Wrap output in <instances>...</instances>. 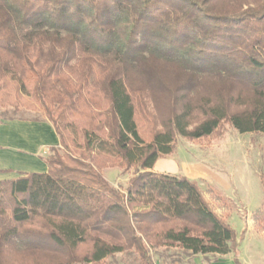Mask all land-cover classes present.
<instances>
[{
    "label": "trees",
    "instance_id": "trees-1",
    "mask_svg": "<svg viewBox=\"0 0 264 264\" xmlns=\"http://www.w3.org/2000/svg\"><path fill=\"white\" fill-rule=\"evenodd\" d=\"M20 104L60 146L46 172L0 179V264H156L160 248L240 264L197 181L153 167L178 136L264 134V0H0V106ZM114 167L134 169L124 190Z\"/></svg>",
    "mask_w": 264,
    "mask_h": 264
},
{
    "label": "rangeland",
    "instance_id": "rangeland-1",
    "mask_svg": "<svg viewBox=\"0 0 264 264\" xmlns=\"http://www.w3.org/2000/svg\"><path fill=\"white\" fill-rule=\"evenodd\" d=\"M8 117L45 119V114L23 104L0 106V119ZM159 166L163 171L194 176L213 208L230 223H238L234 228L240 230L243 225L257 228L255 211L264 207V134L240 133L225 123L217 137L190 141L178 136L174 153L161 157ZM193 166L200 167V173H190L188 170ZM133 172V168L124 171L114 167L108 168L105 176L113 186L124 190ZM216 182L225 190L219 189ZM152 254L155 260L164 256L167 263L174 259H180L179 264L194 261L178 248H160ZM124 258V255H117L103 264H123Z\"/></svg>",
    "mask_w": 264,
    "mask_h": 264
},
{
    "label": "crops",
    "instance_id": "crops-1",
    "mask_svg": "<svg viewBox=\"0 0 264 264\" xmlns=\"http://www.w3.org/2000/svg\"><path fill=\"white\" fill-rule=\"evenodd\" d=\"M59 146V135L54 125L46 119L13 118L0 121V179L16 177L20 172H46L48 166L44 158L49 155L52 147ZM160 159L155 163L153 171L179 174V171H163L159 166ZM191 168L188 171L193 174L201 171V168L197 166ZM182 175L194 179V176L189 173ZM216 185L219 189L225 190L221 183L216 182ZM214 210L220 214L216 209ZM220 215L232 227L234 224L239 226L236 222L230 223L225 215ZM234 229L237 231L239 242L240 264H264V232L255 228V225H243L240 230ZM191 256L194 259L192 264H237L233 252L225 255L196 254ZM155 261L156 264H172L167 263L163 257Z\"/></svg>",
    "mask_w": 264,
    "mask_h": 264
}]
</instances>
